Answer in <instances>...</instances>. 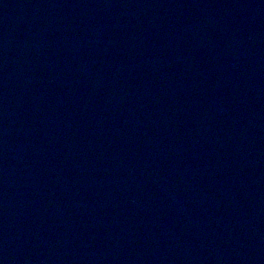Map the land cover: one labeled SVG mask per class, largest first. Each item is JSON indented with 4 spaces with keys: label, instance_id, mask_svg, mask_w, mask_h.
Instances as JSON below:
<instances>
[{
    "label": "water",
    "instance_id": "water-1",
    "mask_svg": "<svg viewBox=\"0 0 264 264\" xmlns=\"http://www.w3.org/2000/svg\"><path fill=\"white\" fill-rule=\"evenodd\" d=\"M0 94L74 264H264V0H0Z\"/></svg>",
    "mask_w": 264,
    "mask_h": 264
}]
</instances>
